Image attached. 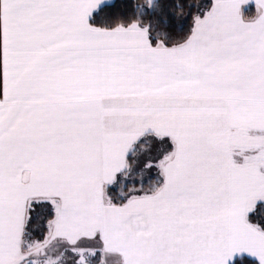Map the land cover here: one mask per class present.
Instances as JSON below:
<instances>
[{"label": "snow or ice", "instance_id": "obj_1", "mask_svg": "<svg viewBox=\"0 0 264 264\" xmlns=\"http://www.w3.org/2000/svg\"><path fill=\"white\" fill-rule=\"evenodd\" d=\"M0 264H264V0H0Z\"/></svg>", "mask_w": 264, "mask_h": 264}]
</instances>
